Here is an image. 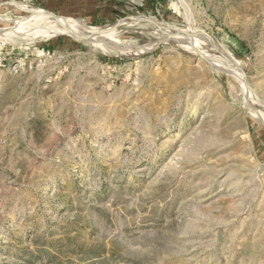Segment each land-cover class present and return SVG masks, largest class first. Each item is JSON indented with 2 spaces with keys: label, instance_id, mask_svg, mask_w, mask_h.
<instances>
[{
  "label": "rangeland",
  "instance_id": "1",
  "mask_svg": "<svg viewBox=\"0 0 264 264\" xmlns=\"http://www.w3.org/2000/svg\"><path fill=\"white\" fill-rule=\"evenodd\" d=\"M33 12L120 43L0 39V264H264V0H0V27Z\"/></svg>",
  "mask_w": 264,
  "mask_h": 264
},
{
  "label": "bare ground",
  "instance_id": "2",
  "mask_svg": "<svg viewBox=\"0 0 264 264\" xmlns=\"http://www.w3.org/2000/svg\"><path fill=\"white\" fill-rule=\"evenodd\" d=\"M19 17H18V19H19ZM33 25H38L39 27L41 26L42 28L50 29L51 31L55 30L56 32L71 33L72 36L75 37L76 39H86L87 41H89V40L90 41H96V42H99L100 44H103L105 46H109V45L113 46L115 44L120 43V42L116 41L115 38H113V35L115 34L114 31H116V29H114V28H116V27H112V26H108L106 28L89 27V26H86V25L81 24V23H75V22H73V21H71V20H69L67 18L58 17L56 15L48 14V13H45V12H33V13H30L29 15L25 16L24 18L22 17V19L17 20L16 25L15 26L13 25V27L11 25H10V27L9 26L0 27V39L1 40H7V41L13 40V39H15L16 37L19 36L20 32H23L24 29H26L28 27H31ZM6 30L9 31V32H7ZM13 30H16V32H14ZM99 34H102V35H99ZM166 34L170 35L169 32L166 33ZM101 36H104V37H101ZM180 37H182V36H180ZM188 39H187V42L193 48H196V42H194L191 38H188ZM120 50L124 51L123 49H120ZM224 58L227 60V58L225 56H224ZM230 62L231 61H229L228 64H230V66H231ZM239 78H238V81H239ZM241 84H242V82H241ZM250 99H252V98H250ZM253 102L255 104H257V106H259V107L264 106V104H262L260 102H256L255 100H253ZM251 106H252V104H251ZM261 110H263V109H261ZM256 113H258V112H256ZM255 115H257V114H255ZM260 117H261V115H260Z\"/></svg>",
  "mask_w": 264,
  "mask_h": 264
},
{
  "label": "water",
  "instance_id": "3",
  "mask_svg": "<svg viewBox=\"0 0 264 264\" xmlns=\"http://www.w3.org/2000/svg\"><path fill=\"white\" fill-rule=\"evenodd\" d=\"M185 36H186V37H190V36H188L186 33H185ZM166 39H169L168 36L156 40V41H155V45H158L159 43L165 41ZM190 43H191V42H190ZM196 54H197L198 56L204 58V59L207 60V61L210 60L209 57H207V56L201 54L199 51H197ZM237 65L239 66V64H237ZM239 68H240L242 74L244 75L243 78H244V82H245V85H246V87H247V90H248V92H249V95H250V96L252 97V99L255 100L256 102H260V103H263V104H264V102H263L261 99H259V98H258V97H257L252 91H251V88H250L249 82H248V80H247V78H246V74H245V72L243 71V69H242L240 66H239Z\"/></svg>",
  "mask_w": 264,
  "mask_h": 264
}]
</instances>
